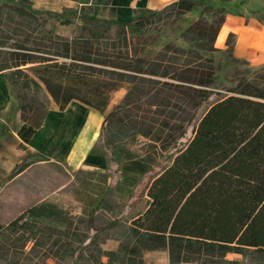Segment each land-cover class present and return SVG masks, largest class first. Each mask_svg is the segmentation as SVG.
<instances>
[{"label":"trees","instance_id":"obj_1","mask_svg":"<svg viewBox=\"0 0 264 264\" xmlns=\"http://www.w3.org/2000/svg\"><path fill=\"white\" fill-rule=\"evenodd\" d=\"M229 2L178 0L156 12H137L129 24L90 20L79 32L65 34L72 23L61 14L36 13L26 0H0V19L17 18L10 50L0 42V72L11 70V86L34 92L44 87L60 112L76 101L103 112L109 94L124 88L101 130L108 158L134 136L146 140V157L139 161L154 165L166 155L168 164L159 172L151 168L136 187L135 198L145 193L144 205L113 237L119 249L103 252L97 241L87 248L99 253L95 264H103L102 257L108 264H147L144 256L153 251H167L169 264H228V254L241 255L244 264L264 260V67L255 70L233 56L234 34L225 50L216 49ZM218 53L234 65L226 74L229 86L218 82ZM18 99L20 120L42 128L49 108ZM124 152L125 161L137 159ZM119 173L115 164L110 189ZM37 208L0 224V235L29 233L33 248L46 245L40 239L59 232L47 236L26 219L39 217ZM60 245L69 249V238L54 240L51 255Z\"/></svg>","mask_w":264,"mask_h":264},{"label":"crops","instance_id":"obj_2","mask_svg":"<svg viewBox=\"0 0 264 264\" xmlns=\"http://www.w3.org/2000/svg\"><path fill=\"white\" fill-rule=\"evenodd\" d=\"M31 10L36 13H54L63 15L65 12H72L76 9L93 8L103 10L110 14L106 19L121 24L131 23L137 12L159 11L160 9L173 4L178 0H26ZM238 1V3H236ZM227 16L220 32L217 36L216 49L225 50L227 38L234 34L233 56L239 60L248 61L250 66L259 70L264 67V23L259 22V17L264 13V0H231L226 4ZM13 98L10 91V83L7 75H0V182L3 177L6 180L4 187L16 188L21 182H26L31 171L40 170L42 166L54 164L65 167L60 163L62 158L66 164L65 172L69 174L70 181L58 187L57 191L64 189L68 184L78 187L81 184L79 175L93 173L96 176L103 177V194L100 191L93 195L94 199L86 203L83 197H78L75 204L80 210L91 211L102 210V203L107 199V186H110L112 176H108L106 184V175L109 163L101 155L93 152L95 145L101 137V130L104 123V117L101 112L89 109L79 102H72L68 107L60 112L56 107H50L45 118L44 125L40 129H35L23 123L19 117V109L12 111ZM21 148V149H20ZM24 159L29 162L25 166L21 163ZM126 166L119 177L118 184L113 188L119 187V190H130V182L136 178L144 177L151 169V165L138 161H125ZM133 164V165H131ZM21 165V166H20ZM23 170L19 174L14 171ZM12 175V176H11ZM124 177V180H121ZM33 186H27L25 189L18 188L9 192L10 221L21 216L22 213L39 206L49 196L42 198L31 205L29 199L33 197H43L42 178H35ZM100 188V183H98ZM138 186V185H137ZM136 186V187H137ZM135 187V189H136ZM134 189V190H135ZM56 191V192H57ZM52 195L56 192L51 191ZM136 192V190H135ZM97 197V198H96ZM100 207H96V206ZM8 207V206H7ZM81 217L87 216L86 212H79ZM78 214L76 216H79ZM3 223V222H2ZM0 222V224H2ZM4 225V224H3ZM78 229L73 228V235L78 237ZM95 233V232H93ZM96 234L90 236L89 233L84 236L83 241H77L74 249L76 258L84 255L88 251L89 245L97 241ZM119 242L116 238L106 237L99 247L103 252L117 251ZM81 253V254H80ZM152 253H162L153 251ZM150 254V253H147ZM165 264H169L168 252H163ZM146 256V255H145ZM101 263L108 264L106 257L101 258Z\"/></svg>","mask_w":264,"mask_h":264},{"label":"rangeland","instance_id":"obj_3","mask_svg":"<svg viewBox=\"0 0 264 264\" xmlns=\"http://www.w3.org/2000/svg\"><path fill=\"white\" fill-rule=\"evenodd\" d=\"M205 3H213L214 0H203ZM238 3V1H236ZM110 19V14L104 12L103 10H95L93 8L87 9H76L72 12H65L62 15V18L65 20L71 21L72 25L69 30L65 33H69L70 31L79 32L80 28L88 25V21H99V22H113L109 19H106L108 16ZM17 18H13L8 20L7 14L3 15L0 19V42L4 41L7 43L4 49L10 50L9 47L13 43V32L15 24L11 22H16ZM52 24H56L55 20L51 19ZM58 31H61L59 29ZM24 39V37L22 38ZM176 43L181 46H185L182 44L180 40H177ZM216 61L222 62V71L219 77L218 82H222L224 85L229 86L230 84L226 80V74L232 69L234 66L227 58L224 57L222 53H218L214 55ZM25 67V68H29ZM23 68V69H25ZM11 70H5L0 72V75H7ZM10 83V81H9ZM10 91L12 93L13 98V109L15 112L18 110L19 99L18 95L24 96L26 98V102L29 104H35L38 106L45 107H55L52 102L51 96L48 92H46L45 88L42 87L38 92H34L33 90H23L19 86H11ZM127 90L124 88L119 89L118 92H111L109 94L108 104L101 114L105 117L106 114L111 113L115 110V108L119 105V102L125 96ZM215 97H212L210 100L206 101L203 107L195 114L193 123L191 128L197 124V122L201 119L202 115L205 113L207 108L213 104L215 101ZM191 128L188 129L189 134L191 135ZM145 143L146 140L141 137H130L129 139L120 142L119 145L116 146V149L113 153V158H108V153L105 152L103 148V140L102 137L99 138L97 144L94 147L93 152L95 154L101 155L106 158V161L109 163V167L107 170V175H111V170L115 164L120 165L121 174L123 173V169L126 166V162L124 160L125 152L129 151L134 156H137L135 161L140 162L138 159H142L146 157L145 153ZM21 149V148H20ZM113 150V149H112ZM110 150L109 152H111ZM166 155H159L155 158V164L151 165L153 170L159 172L161 171L168 162L165 160ZM60 163L64 164L65 167H60L54 164H47L42 166L40 170L31 171L27 177L26 182H21L17 184L16 188H9V186L4 187L6 180L4 177L3 182H0V222L5 226L9 223L7 220L11 218L10 215V206H9V192H12L13 189L17 190L25 189L27 186H33L35 183L38 185V182H35V178H42V193L43 197H33L29 199L31 205L35 204L36 201L41 200L42 198H47L43 203L39 204V208H37L38 212L41 214L39 217L26 219L31 223H37L40 229H43L47 236L53 235L51 239L47 237L41 238L42 242H45L46 245H39L37 248H33L34 242L26 241L27 237H30L29 233L25 234V237H22V234H11L4 233L0 235V264H95L96 258L99 253L94 251L92 253L86 252L84 253L87 257H82L80 260L76 258V254L73 253L74 248L77 246V241H83L84 236L87 233L90 236H94L96 234L97 243H101L108 235L112 237L121 236L122 232L125 228L130 224L133 218L138 214V212L143 207V201L145 200V193H142L138 197L135 198V187L144 179V177L136 178L132 182H130V190H119V187L116 189H110L107 186V196L108 201L106 204L102 203V210L97 211V213L90 214L91 211L80 210L79 206L75 204V201L78 197H83L86 205L88 202L94 199L93 195H97L100 193L103 186V177L96 176L93 173L81 174L79 175L81 184L76 188L72 185H67L64 189L57 191L58 187L70 181L69 174L65 172L67 168L66 164L63 163L62 158H59ZM28 159H24L21 163L22 166H25L28 163ZM142 162V161H141ZM20 165V166H21ZM23 170V167L20 168ZM12 176V175H11ZM121 180H124V177H121ZM100 183V188L98 186ZM51 191H57L54 195H52ZM102 192V191H101ZM97 198V197H96ZM8 206V207H7ZM96 207H100L99 205ZM79 212H86L87 216L81 217ZM93 212V211H92ZM79 216H76V215ZM83 221V222H81ZM118 222L117 227H110L109 224L112 222ZM70 226V230L67 233L66 229ZM76 226L78 228V237L75 238L71 233L73 232V228ZM51 230H58L59 234L51 233ZM66 230V231H65ZM95 230L97 232H95ZM66 232V233H65ZM95 232V233H93ZM51 233V234H47ZM9 235V236H8ZM37 236V235H36ZM39 237V235H38ZM57 238H69L70 248L65 249L61 245L55 248L54 250L57 254L51 255L50 249L51 244ZM90 255V257H88ZM162 253H150L144 256V260L147 264H165V258H163ZM92 256V257H91ZM225 259L229 262L228 264H244L245 260L242 259L241 255L236 254H228ZM251 264H264V260H253Z\"/></svg>","mask_w":264,"mask_h":264},{"label":"bare ground","instance_id":"obj_4","mask_svg":"<svg viewBox=\"0 0 264 264\" xmlns=\"http://www.w3.org/2000/svg\"><path fill=\"white\" fill-rule=\"evenodd\" d=\"M131 165H133V164H131Z\"/></svg>","mask_w":264,"mask_h":264}]
</instances>
